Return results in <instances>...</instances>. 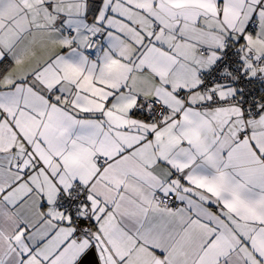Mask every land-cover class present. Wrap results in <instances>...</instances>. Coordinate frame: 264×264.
Wrapping results in <instances>:
<instances>
[{
    "label": "snow or ice",
    "instance_id": "snow-or-ice-1",
    "mask_svg": "<svg viewBox=\"0 0 264 264\" xmlns=\"http://www.w3.org/2000/svg\"><path fill=\"white\" fill-rule=\"evenodd\" d=\"M0 264H264V0H0Z\"/></svg>",
    "mask_w": 264,
    "mask_h": 264
}]
</instances>
